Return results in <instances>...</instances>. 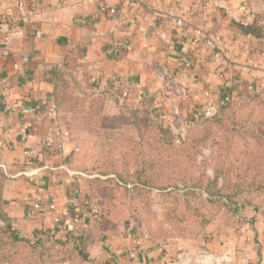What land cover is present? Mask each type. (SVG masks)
Returning <instances> with one entry per match:
<instances>
[{"label": "crops", "instance_id": "obj_1", "mask_svg": "<svg viewBox=\"0 0 264 264\" xmlns=\"http://www.w3.org/2000/svg\"><path fill=\"white\" fill-rule=\"evenodd\" d=\"M243 1L141 0L139 20L123 25L110 10L117 9L120 16L137 10L128 0H0V168L7 176L3 189L7 213L13 218L33 217L39 226L88 234L91 220L82 217L83 207L68 202L83 199L79 182L64 164L69 140L61 151L36 157L28 154L52 139L56 126L65 127L54 99L57 72L68 73L86 90L117 99L125 98L113 77L138 81L143 103L155 105L154 115L167 117L164 122L177 129L193 119L218 90L229 88L243 94L250 82L264 75V56L254 53H263L264 42L236 36L234 40L226 36L220 61L206 54L189 70L174 68L180 58L195 57L188 40L190 29L227 34L230 20L242 17L238 7ZM20 3L24 6L19 7ZM177 5L186 20L184 31L175 27L171 15ZM118 40L129 41L133 51L115 60L107 50ZM255 57H260V69L249 65H255ZM164 69L171 78H163ZM101 73L105 77L96 81ZM125 100L131 108L143 105L136 95ZM5 121L10 125L3 127ZM37 203L46 208L54 204L56 209L44 214L35 210ZM256 225L258 235L245 234L237 243L241 249L254 247L256 242L262 246L238 264H253L254 256L257 264H264V220ZM158 241L150 242L129 227L120 240L99 241L89 252L95 264H231L228 244H216L214 237L209 241L212 253L206 257L197 255L191 240H166L164 252Z\"/></svg>", "mask_w": 264, "mask_h": 264}, {"label": "rangeland", "instance_id": "obj_2", "mask_svg": "<svg viewBox=\"0 0 264 264\" xmlns=\"http://www.w3.org/2000/svg\"><path fill=\"white\" fill-rule=\"evenodd\" d=\"M242 8L246 10L242 11ZM238 10L242 16L241 19L237 18L238 20L246 23L257 20L264 30V0H244ZM234 36L233 34L230 40H234ZM239 53L241 57L242 52ZM254 53L259 54L260 57L264 56V49L263 53ZM260 57L254 58L255 65H258L254 68L262 67ZM226 59L231 60V57ZM263 79L264 75L257 83L261 86L260 92L264 90ZM246 91L243 93L244 99L249 94ZM64 95L63 110L72 104L71 107L79 105L85 111L102 108L110 117L118 112L117 99L113 98V95L100 93L94 89L86 90L75 83L68 73ZM236 101L238 102L228 110L229 114L225 115L223 123H220L219 119L203 122L202 126L189 134L187 141L182 145L169 147L171 156L168 153L162 154V150L152 151L142 146L138 152L142 151L140 156L146 159L138 158L134 164L125 150L127 147L116 149L113 146L126 144L120 140L124 134L126 135L124 130L119 129L118 133H121V136L120 134L110 136L104 141L97 132H91L86 123L84 126H80V123L75 124L70 134L67 145L69 151L64 157V164H67L74 174V179L79 182L83 199L95 206L96 213L93 216L108 210L111 211L112 221L114 220L107 236L104 237L106 240L99 241H118L129 227L137 230L134 227L136 219V222H140L143 227L146 225L148 232L157 240L193 241L198 256L206 257L212 253L209 241L213 237L216 244H228L230 252L227 257L231 259V264H238L251 251L258 252V247L262 246L260 242H256L254 247L241 249L242 246L237 241L245 234L254 236L256 232L258 235L256 223L261 219L264 220V98H254L242 103L243 100ZM203 109L204 107H201V110ZM63 117L64 119L61 117L62 122L66 125L65 120L70 114H65ZM110 117L105 120V127L117 126L112 124ZM187 119L185 117V122ZM149 160L159 166L153 174L158 184L178 183L177 190L182 192L190 190L188 187L191 186L204 188L210 184L215 187L212 182L219 176L218 187H223L225 191L234 195V200L217 210L203 204L205 197L197 198L193 194L191 209L209 214L212 219L197 237L180 238L179 234H187L185 224L179 223L182 222L181 220L172 222L169 211L173 210L177 213L184 211L186 198H178L175 202L162 196V193L156 189L134 191L135 188H141L137 180L138 173L143 168L149 170ZM164 161H168L169 164H164ZM191 196L188 197L189 201ZM199 220L201 221L200 218ZM12 222L16 229L31 237L34 228H50L37 225L33 217L14 218ZM50 229L52 235L56 237L54 239L64 241L66 231ZM76 234L82 235L80 232ZM40 245V254L47 264H77L72 258L67 261L68 256L72 257L73 253H67L66 248L60 245L52 248L54 245L47 240ZM257 256L262 260L260 253ZM255 257L250 259L253 260V264H257ZM80 264H95L90 252L87 260L80 261Z\"/></svg>", "mask_w": 264, "mask_h": 264}, {"label": "trees", "instance_id": "obj_3", "mask_svg": "<svg viewBox=\"0 0 264 264\" xmlns=\"http://www.w3.org/2000/svg\"><path fill=\"white\" fill-rule=\"evenodd\" d=\"M228 29L236 37L254 38L258 41L264 42V30L263 27L257 23V20H254L251 23H246L232 18L229 22ZM66 75L67 73L61 71L57 72V81L54 89V99L58 115L64 119L63 116L65 114H70V117L65 120V128L71 134L75 124L80 123V126H84V123H86L88 125L87 128H89L91 132H97L100 138H103L104 141L109 139L110 136H115L117 134H120L121 136V133H118L121 128V130L126 132V135L124 134L120 140L126 144L123 146L120 144L113 146L116 149L127 147L125 150L128 156L132 159L133 164L137 162L135 160L138 158H141L142 160L146 159L145 157L140 156V152L142 151L138 152L142 146L152 151L162 150V154L168 153L169 156H171V149H169V147L182 145L187 141L189 134L199 126H202L203 122H210L219 119L220 123H223L225 121V115L227 116L229 114L228 110L234 106V103L238 102L233 100L227 105L220 107L217 114L210 118L198 119L195 116L187 123L185 131L176 138L171 128L164 121H160L158 117L154 115V111L151 110L148 103H144L138 108H131L128 106L125 99L116 98L118 112L113 117L107 115L102 108L95 111L93 109L85 111L80 108L79 105H73L71 107L72 104H69V108L66 107L63 110ZM263 96L264 90L255 94H248L245 99H242L243 101H241V103L250 101L254 98H264ZM75 103L76 102H73V104ZM109 117L112 124H116L117 126L105 127V120ZM152 138L153 141H151ZM148 158L149 155L147 159ZM149 162V170L143 168L140 170V173H138L137 180L139 181L138 184L141 188L134 189L133 187V189L134 191H149L156 189L162 193V196L164 195V197L174 200L175 202H177L176 200L178 198H186L185 205H183L185 207V209H183L184 211L179 213L173 210L169 211L170 215H172L170 218L172 219V222L181 220L182 222L179 223L185 224L184 228L185 231H187V234H179L181 236L180 238L193 239L197 237L202 232L203 227L209 224L212 219V216L209 214L199 213V211H193V208L191 209L190 202L194 198V195L197 198L205 197V203L203 204H207L210 208L217 210H219L222 205H228V203H232L234 200V195L229 193V191H225V188L218 187L217 181L219 176H217L216 180L212 182L215 187H212L210 184H207L204 188H201L200 186H191L188 187L190 190L182 192L177 190L178 183L169 185L158 184L156 181L157 178L154 177L153 174L159 166H156L151 160H149ZM167 162L168 161H164V164H169V162ZM6 179L7 176L4 170L0 168V264H47L43 260V255L40 254V244L46 242V240L54 245L52 248L60 245L66 248L67 253H73L72 257H70L71 255L68 256L67 261L72 258L73 261L80 264V261L87 260L89 250L95 243L102 239L106 240L104 237L107 236L106 234L114 222V220L112 221L111 211L108 210H103L100 215L92 217L89 233L87 235H78L71 231L65 233L64 241L62 239L56 240L54 239L56 237L52 235V230L50 228H34L32 237L30 235H24L13 226L12 223L14 222H12V220L14 218L6 211L8 202L3 198V189ZM189 195H192L190 201L188 200ZM205 211L207 212V210ZM135 224L134 227L142 235L148 234L152 240H157L148 232L146 225L143 227L140 222H136V219Z\"/></svg>", "mask_w": 264, "mask_h": 264}, {"label": "built area", "instance_id": "obj_4", "mask_svg": "<svg viewBox=\"0 0 264 264\" xmlns=\"http://www.w3.org/2000/svg\"><path fill=\"white\" fill-rule=\"evenodd\" d=\"M129 4H131L132 7L138 8L137 10H130V13L127 15L120 16L118 13V10L113 8L110 10V14L114 16H118L120 18V22L123 25H131L132 23L136 22L140 18V12L139 9L142 8V2L141 0H128ZM24 4L20 3L19 7H23ZM245 8H242V11H245ZM172 17L175 21V27L179 31H184L186 26V20L184 18V15L182 13V10L179 5H177L172 12ZM227 34H211L208 31H205L201 28H192L189 31V43L193 47L195 51V57L193 59H190L188 57H182L180 58L174 68L176 71H181L182 69H190L192 65H194V61H203V58L206 56V54H209L215 61H220L224 57L225 53V39L226 36H233L232 32L228 30L226 32ZM37 36L40 38L41 34L38 33ZM133 51V46L129 41L126 40H118L115 41L107 50V54L110 58L118 60L123 55L129 54ZM23 60L25 62L29 61L28 57H24ZM250 66L257 67L252 62H249ZM16 68H19V65H16ZM105 77V74L101 73L99 77L96 79V81L102 79ZM172 77V74L168 71V69L163 70V78L169 79ZM113 81L117 83L118 85L122 86L123 89V97L125 99H129L132 96L136 95L137 99L143 103L145 101L141 84L138 81L135 80H129V81H121L118 77H113ZM258 82H250L247 86L246 93L249 94H255L261 91V86L257 84ZM245 95L240 93H235L234 91L228 89H220L216 92V95L209 100V103L204 107L203 110H201L197 115L196 118L198 119H204V118H210L217 114L220 107L227 105L233 100H242L244 99ZM157 102L156 100H154ZM148 106H150L151 110L153 111L155 109V105H151L149 101L147 102ZM144 104V103H143ZM55 108V107H54ZM8 116H11V112ZM160 121H165L167 117H158ZM10 121H5L3 123L4 126H9ZM187 126V123H182L179 128L175 129L174 127H170L174 136L178 138L185 130ZM25 133V132H24ZM70 138V132L64 127H61V125L56 126L54 129V134L52 139H50L47 143L40 146L37 149H30L28 151V154L31 157L39 156L40 154H50L54 153L56 151L62 150V145L65 141L69 140ZM179 142V141H178ZM69 203L74 205L75 207L82 206L83 212L82 217L85 219H90L95 213L96 209L95 206L86 199H72L68 200ZM35 210L42 212L44 214H48L50 211H54L56 209V205H51L49 207H44L42 204L37 203L35 205ZM144 238L148 241H153L152 238L145 234L143 235ZM159 248L161 251H165L166 249V240H159L158 241ZM134 260H137V256L134 255ZM163 260L165 262L168 261L167 257L164 256ZM180 263H172V264H181ZM131 264H135L132 262ZM171 264V263H170Z\"/></svg>", "mask_w": 264, "mask_h": 264}]
</instances>
